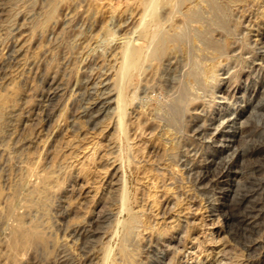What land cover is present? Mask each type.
<instances>
[{
  "label": "rangeland",
  "instance_id": "1",
  "mask_svg": "<svg viewBox=\"0 0 264 264\" xmlns=\"http://www.w3.org/2000/svg\"><path fill=\"white\" fill-rule=\"evenodd\" d=\"M48 1L0 0V264H125L116 222L125 184L141 219L126 240L128 264H264V0H227L225 30L212 32L224 49L211 91L199 89L176 123L156 116L154 99L129 105L126 135L111 87L137 0H56L44 19ZM183 63L179 53L157 81L148 77L147 94L173 93ZM221 115L235 133L215 130ZM40 175L46 210L26 200ZM18 214L36 219L44 239L12 256L7 233Z\"/></svg>",
  "mask_w": 264,
  "mask_h": 264
},
{
  "label": "bare ground",
  "instance_id": "2",
  "mask_svg": "<svg viewBox=\"0 0 264 264\" xmlns=\"http://www.w3.org/2000/svg\"><path fill=\"white\" fill-rule=\"evenodd\" d=\"M201 1L205 3L207 9L204 10V8L201 6L202 3L200 4ZM41 2L42 1H40V4H41ZM186 2L191 3V4L188 6V8L182 9L183 4H185ZM228 3H229V1H227V0H137V3H136L137 10H136V13H134V14H136V17H135V19H134V21H133V23L131 25V29H130V33H129L130 35L121 36L122 40H121V42H120V44L118 46L119 47V49H118L119 61H118L117 67L115 66L116 69H115L114 77L112 79L113 88L110 86L111 89H113V93H114V96H113V104H114L113 108H114V112H115L116 117H117V123L116 122L115 123L117 124V126H118V128H119V130H120L122 135L123 134L126 135V121L127 120L125 119V117L127 115L129 105H134V106H139L140 107V106H143V105L147 104L149 102V100L154 99L155 102H156L155 109L159 113L156 116L161 118V119H163L166 122L176 123L178 121V116L177 115L181 114V116H185V113L190 109L191 105L194 104L198 100V98L201 96V94H200L201 91L199 92V89H201L202 91L210 90L209 88L211 86L212 81H215L217 79V75H218V72H217V70H218V68H217V66H218L217 57L219 55H221V53H223V49H224L223 43L219 39L213 37L212 32L216 28L225 30L226 22L228 20ZM84 5H83V7H84ZM56 7H57L56 0H49L48 4H47V7L44 10L43 15H42V16H44V19L52 17L54 15L55 11H56ZM33 8H35V7H33ZM206 13H208V15ZM25 17H26V15H25ZM70 20H71V18L69 19V21ZM194 21H197V22L198 21H202L203 22V28L194 27L192 25V22H194ZM194 25H196V24H194ZM64 26H65V24H64ZM38 27H39V25H38ZM51 28H52V26H51ZM82 32H83V30H82ZM103 32H104V30H103ZM108 33H110V36H111L114 32L110 31V29H109ZM108 35H106V36H108ZM195 41H197L199 43L198 46L195 44ZM106 46H108V44ZM102 51H103V49H102ZM103 53H104V51H103ZM179 53L184 55V63H183V68H182L181 72H179L178 83H177V86L175 88V91L173 93L172 92L170 93V91H169V93H168L167 90L165 91V89H164L165 93H163V94L161 93L159 96H157V95L155 96L153 94H147V91H146V87L147 86H145V85H146V83H148L149 78L157 81L158 77H160V74H161L160 67L163 68V67L169 66L171 64L173 58H176V56L179 55ZM83 55H84V53H83ZM115 55H116V50H115ZM49 60H48V62H49ZM181 63H182V61H181ZM169 72H171V71H169ZM77 74H78V72H77ZM176 74H177V72H176ZM75 77L77 78L76 75H75ZM164 82H166V80H164ZM65 85H67V84L65 83ZM212 87H213V85L211 86V88ZM170 88H168V89H170ZM159 92H158V94H159ZM92 93H93V91H92ZM152 93H154V92H152ZM262 100H264V99H262ZM64 103H65V101H64ZM83 104H85V103H83ZM60 105H61V103H60ZM57 106H59V105H57ZM66 106H67V104H66ZM92 107H93V105H92ZM100 108H103V107L101 106ZM106 109H107V107H106ZM131 109H132V107H131ZM103 111H104V109H103ZM108 112H110V111H108ZM113 115H114V113H113ZM222 115H225V113H223ZM222 115L219 116V118L217 119L218 122L215 125V130L217 129L218 133L223 134V135H228V136L231 134V133H229L230 131H233V133H235V130H236L235 128H234V130H230V128L232 127L231 122L229 120L230 118H228V117L226 118L225 116H222ZM152 117H153V115H152ZM2 119H3V117H2ZM186 121H188V120H186ZM210 124H211V122H210ZM1 127H2V125H1ZM4 127H5V125H4ZM127 134H128V132H127ZM7 136H8V134H7ZM126 138H124V139L126 140ZM14 139H15V137H14ZM221 142L223 143V140ZM1 143H3V142H1ZM127 144L129 145V142ZM223 145H225V144H223ZM8 146H11V145H8ZM16 147H18V146H16ZM11 148H10V150H11ZM3 149L5 150V148H3ZM127 150H128V148H127ZM179 150H181V149H179ZM127 152L129 153V151H127ZM15 160H16V158H15ZM126 160H127V158H126ZM127 161H129V159ZM28 164H29V162H28ZM9 171H10V169H9ZM48 175H45V176L44 175L43 176L40 175V176H38L39 177V181L42 184L41 185L42 187L34 186L28 191L26 200L28 201L29 207H31V205H33V204H37V206H40V207H42L43 209L46 210V204H45L46 203L45 202L46 196L42 195V193H40V192L42 191L41 189H45V186L49 183ZM31 176H32V174H31ZM122 176H123V173H122ZM35 178H37V177H35ZM125 179L126 178H124V180ZM122 183H120V184H122ZM50 184L52 185L53 183H50ZM127 184H128V182H127ZM125 185L124 186L120 185V187L122 186L123 188H122V191H121V195H119L120 197L118 196L119 199H120V201H119L120 202V209H119V211H117L119 213V215L116 217V222L118 224H120L121 229H119V230L122 231V237H121V241H120L119 246H118V251L124 256L125 264H128L130 262V259H129L130 251L128 250V247H127L128 244L126 245V240H128L130 235L135 232V228L138 227L139 223L141 222V219L138 216V214L128 205L127 201L129 200V197L127 196V192L128 191L126 190V188L128 186L126 187ZM199 185H200V183H199ZM56 196H57V194H56ZM19 204H20V201H19ZM35 206H33V207H35ZM211 206H212V204H211ZM9 207L14 209V204L12 202H10L9 203ZM5 208H6V206H5ZM117 209H118V207H117ZM23 210H25V209H23ZM105 213H107V212H105ZM79 215H81V214H79ZM42 216H44V215H42ZM50 216L52 217V214ZM23 217L24 216L22 214H18V216L15 219V222L12 223L9 226V231L7 233V241H8L9 246H10L9 248L12 251V256H14L15 254L17 255L16 250L19 247L21 248V247H26V246L30 245L31 242H32L31 240L33 238L39 239L41 241L44 239V235H43L42 231L38 228V223H37L36 219H32V218H31V220L28 219V220H30V222L27 223V221H25V219ZM44 217H48V216H44ZM86 217H87V215H86ZM96 218H97V216H96ZM44 219H46V218H44ZM47 219H49V217ZM97 219H99V218H97ZM90 221H92V220H90ZM96 221H95V223H96ZM101 221H103V220L101 219ZM50 223L51 222H49V224ZM92 223H93V221H92ZM79 224H81V223H79ZM143 229H145V227ZM75 231H77V230H75ZM2 233H3V231H2ZM80 233H82V232H80ZM86 233H89V232H86ZM111 233H113V232H111ZM116 236L117 235L115 234V237ZM4 240H6V238ZM52 240H54V239H52ZM113 240L115 241V239H113ZM133 240H134V238H133ZM59 241H61V240H59ZM108 241H109V239H108ZM108 241H107V243H108ZM128 242H129V240H128ZM105 248H106V246H105ZM105 248H104V250H105ZM110 250L107 249V250H105V254H102V255H104L106 261H108V259L110 257V252L112 251V250L111 251ZM54 251H56V250H54ZM23 255H24V253H23ZM112 257H113V254H112ZM120 260H121V258H120ZM7 261H9V260H7ZM62 263H64V262H62ZM107 264H109V263H107Z\"/></svg>",
  "mask_w": 264,
  "mask_h": 264
}]
</instances>
